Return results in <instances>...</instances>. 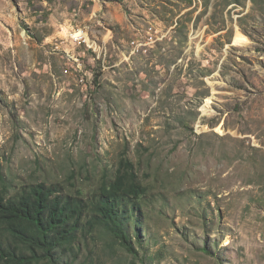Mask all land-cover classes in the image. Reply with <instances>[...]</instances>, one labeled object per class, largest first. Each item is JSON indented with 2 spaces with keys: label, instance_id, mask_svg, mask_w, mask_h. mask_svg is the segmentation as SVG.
<instances>
[{
  "label": "rangeland",
  "instance_id": "obj_1",
  "mask_svg": "<svg viewBox=\"0 0 264 264\" xmlns=\"http://www.w3.org/2000/svg\"><path fill=\"white\" fill-rule=\"evenodd\" d=\"M124 157L135 253L72 264H264V0H0V193L91 199Z\"/></svg>",
  "mask_w": 264,
  "mask_h": 264
},
{
  "label": "trees",
  "instance_id": "obj_2",
  "mask_svg": "<svg viewBox=\"0 0 264 264\" xmlns=\"http://www.w3.org/2000/svg\"><path fill=\"white\" fill-rule=\"evenodd\" d=\"M5 190L0 193V264H72L83 240L100 230L135 253L127 223L133 203L147 194V187L139 183L126 157L115 180H105L91 199L81 193L62 197L58 189L45 185L11 198ZM66 255L75 257L63 261Z\"/></svg>",
  "mask_w": 264,
  "mask_h": 264
},
{
  "label": "built area",
  "instance_id": "obj_3",
  "mask_svg": "<svg viewBox=\"0 0 264 264\" xmlns=\"http://www.w3.org/2000/svg\"><path fill=\"white\" fill-rule=\"evenodd\" d=\"M75 37H77V42L79 39H88V38H84V34H80V33L75 35Z\"/></svg>",
  "mask_w": 264,
  "mask_h": 264
},
{
  "label": "bare ground",
  "instance_id": "obj_4",
  "mask_svg": "<svg viewBox=\"0 0 264 264\" xmlns=\"http://www.w3.org/2000/svg\"><path fill=\"white\" fill-rule=\"evenodd\" d=\"M84 38H85V36H84ZM75 40L77 41V38H75ZM78 42L87 43V39H79Z\"/></svg>",
  "mask_w": 264,
  "mask_h": 264
}]
</instances>
